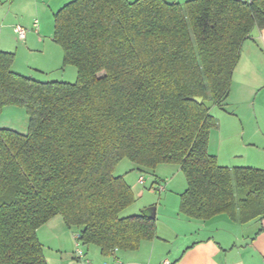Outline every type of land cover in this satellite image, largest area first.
Wrapping results in <instances>:
<instances>
[{"label": "trees", "instance_id": "trees-1", "mask_svg": "<svg viewBox=\"0 0 264 264\" xmlns=\"http://www.w3.org/2000/svg\"><path fill=\"white\" fill-rule=\"evenodd\" d=\"M264 28V0H74L53 40L74 83L15 73L0 52V114L23 107L29 129L0 128V264H48L38 230L61 216L83 245L108 255L156 236V218L121 217L135 195L115 170L178 165L180 213L264 218V170L220 166L209 152L244 42Z\"/></svg>", "mask_w": 264, "mask_h": 264}, {"label": "crops", "instance_id": "crops-1", "mask_svg": "<svg viewBox=\"0 0 264 264\" xmlns=\"http://www.w3.org/2000/svg\"><path fill=\"white\" fill-rule=\"evenodd\" d=\"M72 1L0 0V52L15 55L12 66L15 73L31 78L37 75L50 78L61 70L64 66L63 50L53 40L54 15ZM16 26L26 29L23 40L15 33ZM66 67L64 72H67ZM70 73L72 75V71ZM231 105L244 109V114L229 112L227 107ZM219 110L218 116L214 115L218 120V128L214 131L219 144L237 139V144L243 143L246 150L264 153V28H256L244 42L241 59L233 74L231 92L225 107H219ZM0 128L26 134L29 129L26 109L5 107L0 114ZM219 150L209 152L217 158L220 166L238 168L220 163L222 154ZM128 167L120 176L134 193V188L141 184V175L146 176L144 185L149 175L135 164ZM249 168L264 170V167ZM178 170L181 171L180 167ZM175 175L168 182L157 173L153 175L149 190L163 194L170 186L172 192L162 196L159 202L152 198L151 202L139 205L124 216H151L156 206L157 230L153 239L143 241L135 250L115 249L108 255L96 245L82 244L80 249L85 258L80 259L76 256V237L80 229L68 227L63 218L57 216L37 232L43 246L49 247V256L45 254L47 263L86 264L85 260H88L89 264H264V218L239 223L226 214L205 221L184 216L180 213V203L187 181L181 180L177 186ZM159 186L164 190L159 191Z\"/></svg>", "mask_w": 264, "mask_h": 264}, {"label": "rangeland", "instance_id": "rangeland-1", "mask_svg": "<svg viewBox=\"0 0 264 264\" xmlns=\"http://www.w3.org/2000/svg\"><path fill=\"white\" fill-rule=\"evenodd\" d=\"M168 2L171 3H185L188 0H167ZM62 49V48H61ZM65 69H67V72H64V66L61 67V70L57 72V74L53 75V77H42L37 75L34 79L41 81V82H49V81H63V82H70L74 83L77 80V68L74 66H67ZM72 71V75L70 73ZM227 110L231 113L235 114H244V109H236V105L233 106L231 105L230 107H227ZM211 114L214 116L220 113L219 107L218 106H213L210 109ZM215 117V116H214ZM218 135L216 134V131H212L211 137H210V145H209V151L212 153L216 150H219L220 147V152L222 154L221 160L219 161L220 163L223 164H230L231 167H264V153H259L255 149H247L246 146L242 143V145H238V140L237 139H228L225 141H221V144H219L218 141ZM239 146V147H238ZM228 160V161H227ZM129 165H133L132 162H130L127 159H124L119 163L117 166L114 175L115 176H120L127 170ZM179 166L178 165H160L155 171H152L150 174L147 173L149 176L146 178V183L144 184H139L134 188V193L136 197L135 203L128 208L125 212H123L122 216H128L127 214H130L133 209L139 207V205L145 203V202H151L152 198L154 199L155 202H159L164 196L169 193H171L172 187L168 186V189L166 190L165 193H158L152 190H149V185L153 181V177L157 175L161 178H164L167 180H171V178L174 177L175 175V183L177 186L179 183L182 181H185V176L184 174L178 170ZM154 175V176H153ZM144 177V173L141 175ZM146 177V176H145ZM144 177V179H145ZM145 182V181H144ZM156 208V206H154ZM44 251L46 256H49L50 251L49 247L46 245L44 247Z\"/></svg>", "mask_w": 264, "mask_h": 264}, {"label": "built area", "instance_id": "built-area-1", "mask_svg": "<svg viewBox=\"0 0 264 264\" xmlns=\"http://www.w3.org/2000/svg\"><path fill=\"white\" fill-rule=\"evenodd\" d=\"M251 1V0H249ZM35 26H38V21H35ZM14 31L15 33L18 35V37L20 39H24L25 36H26V29H24L22 26H16L14 28ZM140 183L143 184L145 179L143 176L140 177L139 179ZM164 190V187L162 186H159V191H163ZM82 245V243L79 241V236L76 237V246H77V249H76V256L80 259H84L85 258V255H84V252L80 249V246ZM86 264H89V261L88 260H85ZM167 264V263H166Z\"/></svg>", "mask_w": 264, "mask_h": 264}, {"label": "water", "instance_id": "water-1", "mask_svg": "<svg viewBox=\"0 0 264 264\" xmlns=\"http://www.w3.org/2000/svg\"><path fill=\"white\" fill-rule=\"evenodd\" d=\"M193 100L199 104H203L209 110L214 106L213 101H204L202 98H199V97H195L193 98ZM151 215L155 217V208H153Z\"/></svg>", "mask_w": 264, "mask_h": 264}]
</instances>
